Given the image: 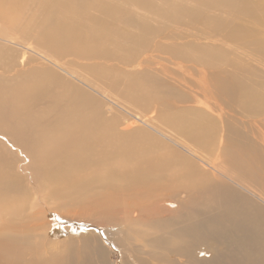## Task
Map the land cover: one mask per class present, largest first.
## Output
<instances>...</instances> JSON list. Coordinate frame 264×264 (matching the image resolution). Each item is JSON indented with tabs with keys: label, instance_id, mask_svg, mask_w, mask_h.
I'll return each instance as SVG.
<instances>
[{
	"label": "bare ground",
	"instance_id": "bare-ground-1",
	"mask_svg": "<svg viewBox=\"0 0 264 264\" xmlns=\"http://www.w3.org/2000/svg\"><path fill=\"white\" fill-rule=\"evenodd\" d=\"M64 1L46 0L52 13ZM108 1L115 10L108 19H116L121 32L107 37L114 25L102 30V56L86 60L92 67L139 62L128 72L140 75L144 60H138L148 51L143 43L156 33L144 32L149 22L135 19L139 7L130 0ZM3 2L0 264H97L104 252L117 256L114 264H128L126 257L138 264L135 247L153 251L151 264H227L225 256L239 255L237 264H264V145L238 128L207 125L217 111L208 103L173 118L182 111L167 96L139 108L71 68L78 55L56 43L77 35L70 16L103 18L96 0H69L63 8L72 9L70 16L22 34L7 25ZM154 20L168 23L157 14ZM82 38L95 39L97 31ZM204 82L209 91L215 86L211 77ZM91 97L93 108L86 106ZM102 99L110 117L102 113ZM192 99L201 102L198 94ZM93 187L103 189L106 205L92 200L73 214L59 210L64 203L56 205L68 192Z\"/></svg>",
	"mask_w": 264,
	"mask_h": 264
},
{
	"label": "rangeland",
	"instance_id": "rangeland-1",
	"mask_svg": "<svg viewBox=\"0 0 264 264\" xmlns=\"http://www.w3.org/2000/svg\"><path fill=\"white\" fill-rule=\"evenodd\" d=\"M232 1H236V4L230 3ZM68 2L69 0H65L60 9L54 13L46 0H4L1 8L11 17L7 25L18 28L16 31L22 34L28 28L40 30L42 26L50 23L49 20L70 16L74 13L72 9L66 11L63 8L69 7ZM130 2L140 10L144 9L152 14V18L150 16L148 18L137 9L135 19L141 23L149 22L144 28L146 34L156 33L154 41L150 38L143 43V47L148 51L138 60H144L141 66H137L141 69V74L132 75L128 72L132 67H136L129 65H137L139 62L135 64L126 62L118 64L117 67L105 64L92 67L86 60L93 53L102 56V30L108 31L114 25V31L107 37L116 31L121 32L114 22L116 19L113 21L108 19V16L112 17V14H115L114 6L108 0H96L98 7L103 9L102 17L105 16L103 20L93 19L91 16L87 18L70 16L77 35L56 43L58 48L68 49L78 55L70 67L80 74L89 75L94 82L115 94L117 99L132 102L139 108L144 109L145 104L149 103L152 97L162 100L167 96L177 106L176 109L182 111L173 114V118L184 114L186 109L193 110L208 103L217 111L212 120L206 123L207 125L212 123L213 126L218 127L238 128L240 132L245 131L248 134V139H253L255 142L259 140L258 142L264 145V43L259 44L264 40V0H225L227 3L223 8H214L216 0H130ZM59 11L60 14H57ZM122 11L124 12L125 9ZM154 14L167 19L168 23L159 25L154 20ZM211 14H216V17ZM214 21L223 24L225 28L219 27ZM91 31H97V38H92L90 41L83 40L82 37L89 35ZM128 35L134 38L133 34ZM150 41L153 43L151 44ZM210 77L216 86V89L212 86L211 91L203 84L204 81H209ZM239 80L243 82L239 83ZM228 84L231 88L227 93H223L221 89ZM208 92L218 97L219 93H222L221 96L225 99L219 97V104L212 98H204L201 95ZM194 94L201 97L200 103L194 104L192 99ZM104 100L102 99V113L107 115L109 111L105 108ZM254 100H258L260 105H256ZM94 101L91 97L86 106L93 108L96 106ZM114 110L119 109L115 107ZM110 116L109 114L108 117ZM102 190L101 187H93L84 194L68 192L56 205L64 203L66 206L59 210L66 214L81 211L84 205L92 200L94 203L102 202L106 205L108 201L103 202L105 198L101 194ZM77 225L82 226V224ZM140 227L143 228L141 224ZM86 228L105 237L99 228ZM113 247L111 245L116 251ZM133 251L138 264H151V257L154 256L152 250L135 247ZM199 256L204 257V254ZM208 256L209 254L206 255ZM239 257L241 255L236 258L225 256L223 261L227 264H237ZM116 258L117 256L104 252L97 264H114ZM117 261L119 262L120 259ZM126 261L128 264H134L133 258L126 257ZM247 263L250 264L249 261Z\"/></svg>",
	"mask_w": 264,
	"mask_h": 264
}]
</instances>
